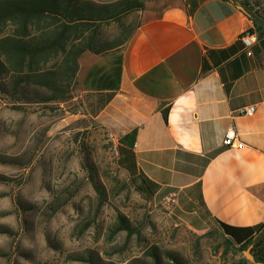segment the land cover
Here are the masks:
<instances>
[{"label": "crops", "instance_id": "crops-1", "mask_svg": "<svg viewBox=\"0 0 264 264\" xmlns=\"http://www.w3.org/2000/svg\"><path fill=\"white\" fill-rule=\"evenodd\" d=\"M138 13L121 50L80 58L84 112L116 137L117 167L134 189L147 182L154 208L244 242L264 223V37L245 49L253 23L227 0H154ZM230 129L241 148L223 144Z\"/></svg>", "mask_w": 264, "mask_h": 264}, {"label": "rangeland", "instance_id": "rangeland-1", "mask_svg": "<svg viewBox=\"0 0 264 264\" xmlns=\"http://www.w3.org/2000/svg\"><path fill=\"white\" fill-rule=\"evenodd\" d=\"M124 21L137 24L139 13ZM115 27L102 24L99 34L112 38ZM79 96L77 88L65 103L21 104L0 91V264H152V250L163 264H175L169 255L180 264H254L249 246L200 237L139 194ZM120 216L133 235L114 231Z\"/></svg>", "mask_w": 264, "mask_h": 264}, {"label": "trees", "instance_id": "trees-1", "mask_svg": "<svg viewBox=\"0 0 264 264\" xmlns=\"http://www.w3.org/2000/svg\"><path fill=\"white\" fill-rule=\"evenodd\" d=\"M227 1L252 21L251 32L264 37V11L260 9L264 0ZM143 9L141 0L104 4L85 0H0V91L21 104L70 101L78 88L80 58L87 53L106 56L121 50L137 26L127 25L124 18ZM107 23L116 26L112 38L99 34L101 25ZM135 190L146 200L154 193L145 180ZM114 231H125L127 236L135 232L122 216ZM234 231L220 224L219 229L200 237L219 233L234 247L249 246L252 263L264 264V223L247 229L244 242ZM151 256L152 264H163L154 250ZM168 257L180 264L175 257Z\"/></svg>", "mask_w": 264, "mask_h": 264}, {"label": "built area", "instance_id": "built-area-1", "mask_svg": "<svg viewBox=\"0 0 264 264\" xmlns=\"http://www.w3.org/2000/svg\"><path fill=\"white\" fill-rule=\"evenodd\" d=\"M258 36L255 32H251V31H245L241 37V43L243 44V46L245 47V49H249L257 42ZM248 54L250 55V51L248 52ZM256 111L255 106H250L248 108H245L243 110L240 111V114L247 116V117H251L254 115ZM110 134V140L114 141L115 144L117 142L116 137ZM223 144L225 146H229L232 147L234 144L237 145L238 148L242 147V144H240L238 136L236 134V132L233 129L228 130V132L226 133L225 139L223 141ZM174 202V196H169L165 199H163L161 206L165 209V210H169Z\"/></svg>", "mask_w": 264, "mask_h": 264}, {"label": "bare ground", "instance_id": "bare-ground-1", "mask_svg": "<svg viewBox=\"0 0 264 264\" xmlns=\"http://www.w3.org/2000/svg\"><path fill=\"white\" fill-rule=\"evenodd\" d=\"M109 137H110V135H109ZM112 144H113V148H114V150H115V152H116V144H115V142L112 141Z\"/></svg>", "mask_w": 264, "mask_h": 264}, {"label": "water", "instance_id": "water-1", "mask_svg": "<svg viewBox=\"0 0 264 264\" xmlns=\"http://www.w3.org/2000/svg\"><path fill=\"white\" fill-rule=\"evenodd\" d=\"M249 258L252 260V258L249 256Z\"/></svg>", "mask_w": 264, "mask_h": 264}]
</instances>
